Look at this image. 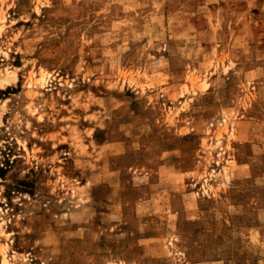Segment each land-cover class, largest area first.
Segmentation results:
<instances>
[{"label":"rangeland","instance_id":"obj_1","mask_svg":"<svg viewBox=\"0 0 264 264\" xmlns=\"http://www.w3.org/2000/svg\"><path fill=\"white\" fill-rule=\"evenodd\" d=\"M0 264H264V0H0Z\"/></svg>","mask_w":264,"mask_h":264},{"label":"trees","instance_id":"obj_2","mask_svg":"<svg viewBox=\"0 0 264 264\" xmlns=\"http://www.w3.org/2000/svg\"><path fill=\"white\" fill-rule=\"evenodd\" d=\"M5 174V169L0 168V178H3Z\"/></svg>","mask_w":264,"mask_h":264}]
</instances>
